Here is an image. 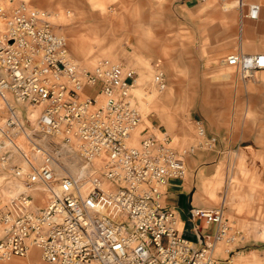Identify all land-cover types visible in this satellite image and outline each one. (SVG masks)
<instances>
[{
	"label": "built area",
	"instance_id": "built-area-1",
	"mask_svg": "<svg viewBox=\"0 0 264 264\" xmlns=\"http://www.w3.org/2000/svg\"><path fill=\"white\" fill-rule=\"evenodd\" d=\"M238 5L259 17L258 3ZM51 17L25 1L0 6V261L35 250L29 264H234L215 254L234 240L223 208L192 210L216 226L195 244L165 203L169 180L186 176L185 153L166 132L132 144L137 71L110 59L80 66ZM226 62L247 81L264 53ZM156 80L166 87L164 71Z\"/></svg>",
	"mask_w": 264,
	"mask_h": 264
},
{
	"label": "rangeland",
	"instance_id": "rangeland-1",
	"mask_svg": "<svg viewBox=\"0 0 264 264\" xmlns=\"http://www.w3.org/2000/svg\"><path fill=\"white\" fill-rule=\"evenodd\" d=\"M22 1L52 14L80 66L91 69L110 59L137 71L133 94L142 123L133 142L166 132L185 153V177L193 175L194 191L219 184L218 195L205 193L200 208H223L234 240L218 242L215 254L234 264H264V85L251 87L255 78L242 81L226 62L254 43L249 29L241 33L235 0H0V6L10 11ZM226 3L233 9L225 11ZM158 70L166 75L164 89L157 85ZM153 90L156 96H150ZM232 193L238 194L234 200ZM192 225L185 231L190 238ZM206 232L213 233L214 225Z\"/></svg>",
	"mask_w": 264,
	"mask_h": 264
},
{
	"label": "crops",
	"instance_id": "crops-1",
	"mask_svg": "<svg viewBox=\"0 0 264 264\" xmlns=\"http://www.w3.org/2000/svg\"><path fill=\"white\" fill-rule=\"evenodd\" d=\"M197 0H189V2H194ZM199 1V0H198ZM246 4L250 3H258L260 5V14L259 17L256 19H252L246 16V13L248 12V6H243L239 7L238 3L239 0H235L236 8L239 10L240 13V28H241V33L242 30H247L249 29V34H250V41H253V44H249L248 49L249 52H245L244 48L240 49L238 52H245V53H264V0H245ZM233 9V5L231 4H225L224 10L225 11H230ZM234 19V18H233ZM227 22V25H229L228 20L225 19ZM231 25V24H230ZM138 43L140 41L138 40ZM141 56L142 51L140 52ZM144 58V57H143ZM235 68V67H234ZM235 72L237 73L238 77L244 81L238 74L237 69L235 68ZM224 77H226L228 80L231 79V73L229 71L224 72ZM253 80V79H251ZM264 85V69L258 71L255 75V79L252 82L251 87L255 86L257 88V85ZM254 87V88H255ZM150 96H156V92H154ZM171 95V92H168V96ZM31 113L34 114V110H31ZM33 117V115H32ZM173 122V119H168ZM195 188V183L193 179V175L191 178L184 177L183 179L179 178H172L169 180L167 187H166V196H165V203L168 207L173 208L179 218V224H178V230L180 235L183 237L191 240L195 244H199L200 238L205 235H213L215 232V224H207L204 222L203 224L201 221L203 219L193 217L192 216V210L196 208H200V203H201V197L206 193L210 197H215L218 195V189H219V184L217 181L210 182L207 186H205V191H194ZM225 195L227 196L226 192ZM232 193L231 200H234V198L238 197V194ZM188 222L193 223L192 225V232L194 234V238H190L185 236V231L187 229ZM214 225V232L213 233H208L206 230L209 229ZM231 249L227 248V251L225 253V256H228V253ZM238 254V253H237ZM237 259L240 260V257L238 258L237 255L234 258V261ZM29 260L22 261L21 264H25L26 262L29 263ZM38 261V260H37Z\"/></svg>",
	"mask_w": 264,
	"mask_h": 264
},
{
	"label": "bare ground",
	"instance_id": "bare-ground-1",
	"mask_svg": "<svg viewBox=\"0 0 264 264\" xmlns=\"http://www.w3.org/2000/svg\"><path fill=\"white\" fill-rule=\"evenodd\" d=\"M52 15V14H51ZM136 82H138V79L136 78ZM136 82H135V87H136ZM135 87H134V90L133 91H135ZM134 93V92H133ZM101 96H99V98H100ZM40 110V109H39ZM39 110L37 111V110H34V114H33V117L34 116H36V114L39 112ZM136 131V130H135ZM134 131V132H135ZM134 139V138H133ZM133 139L131 140V142H132V144H137V143H134L133 142ZM138 142V141H137ZM217 244H218V242L216 243V247H217ZM33 252H36V253H38L37 251H35V250H33ZM32 254V253H31ZM30 254V256L29 257H26V258H29L30 259V261H29V263L31 262V260H32V258H33V256ZM27 260V259H26ZM36 260V259H35ZM37 261V260H36ZM233 261V260H232ZM21 262L22 261H17V262H14L13 264H21ZM38 263H39V260L37 261ZM28 263V264H29Z\"/></svg>",
	"mask_w": 264,
	"mask_h": 264
}]
</instances>
